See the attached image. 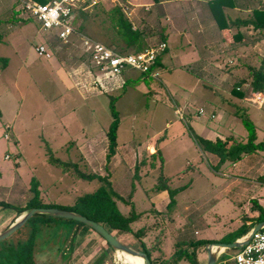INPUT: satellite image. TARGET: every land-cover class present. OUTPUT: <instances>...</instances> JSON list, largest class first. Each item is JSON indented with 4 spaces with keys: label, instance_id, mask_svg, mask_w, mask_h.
<instances>
[{
    "label": "rangeland",
    "instance_id": "rangeland-1",
    "mask_svg": "<svg viewBox=\"0 0 264 264\" xmlns=\"http://www.w3.org/2000/svg\"><path fill=\"white\" fill-rule=\"evenodd\" d=\"M13 2L14 0H0V57L6 60L5 66L0 68V200L22 207L31 196L29 182L34 179L39 195L47 205L67 207L76 197L90 193L97 187L95 179L79 178V173L104 176L109 179L112 189L119 196L133 204L131 209L129 205L118 202L122 213L136 214V220L130 224L131 232L115 233L114 236L137 248L143 244L149 249L154 261L166 260L179 248L175 243L186 240L177 237L178 233L173 226L176 217L170 216L169 180L175 179L176 173L186 168V163L195 164L200 159L192 136L200 137L197 123L190 121L188 124L185 116L181 119L172 105H178L189 94L197 97L194 104L196 100L203 101L201 94H205L206 90L197 86L191 91L193 79L188 76L180 80L186 87V90H182L180 87L170 86L169 80L164 81L162 73H159L157 80L141 76L133 70L127 72L123 79L137 78V83H127L117 90H109L116 85L114 82L101 84L103 86L93 84L91 73L88 69L85 70V61L77 57L75 40L71 38L74 43L57 40L52 31L42 29L35 19H26V13L22 10L14 11L16 5ZM140 3L143 5L133 4L126 8L122 4L121 11L132 28L142 33L144 44L154 45L161 41L160 26L153 14H148V4ZM113 7L115 6L107 1L87 7L88 16L82 22L80 31L115 49H123V43L110 28L109 18ZM38 44L49 47L52 51L49 58L36 55L34 47ZM257 53L262 52L257 50ZM67 73L71 76L69 80L75 77L72 88L69 87ZM85 74L87 78H83ZM147 78L151 81L146 82ZM146 83L157 85L159 99ZM222 86L226 88V83ZM75 87L86 93H79ZM110 96L116 97L114 107L118 119L117 142L133 144L149 140L154 148L156 143L163 162L157 156L150 157L145 152L135 156L132 152H124L117 147L115 150L116 153L119 152L118 156H113L114 151L106 159L107 141L102 130L105 131L112 119L107 104ZM260 101L257 95L252 96L253 104ZM204 107L207 108V105ZM251 119L253 127L264 124V117L260 114L253 116L251 113ZM231 122L228 128L234 134L244 132L240 119L234 118ZM201 160L202 164L198 167L203 171L204 177L189 178L188 180L193 179L191 186L177 198L193 201V208L204 216L207 215L210 230L202 227L199 236L210 235L214 241L219 242L236 224L252 221L253 218L241 213L240 216L238 214L236 223H233V220H226L231 217L229 212L214 215V211L221 205L217 202V205L211 206L213 200L210 202L208 195L216 192L218 183L212 179L211 184L216 186L209 185L208 189L205 180L211 173L203 157ZM183 172L187 173L186 169ZM214 177L219 179L218 176ZM183 179H186V175ZM163 186L167 189H162ZM262 194L264 189L258 195ZM261 205L264 209V199ZM184 214L187 215L183 212L182 217ZM11 217L12 211L0 209V231L10 224ZM51 218L45 221L42 231L36 235V249L47 250L52 259L41 253L38 257L40 262L128 264L117 256L120 251H112L99 235L87 229L84 224L80 227L86 230L76 228L68 245L69 229L76 222L66 223L63 218ZM35 221H40L39 216L35 217ZM139 229L145 232L141 244L130 235ZM190 234L193 236V229H190ZM60 250L62 251L58 253ZM187 250L190 254L194 249L187 247ZM236 250H221L215 264L230 260ZM194 251L197 264H204L205 250L196 247ZM179 264L189 263L181 260ZM228 264L232 262L228 261Z\"/></svg>",
    "mask_w": 264,
    "mask_h": 264
},
{
    "label": "crops",
    "instance_id": "crops-1",
    "mask_svg": "<svg viewBox=\"0 0 264 264\" xmlns=\"http://www.w3.org/2000/svg\"><path fill=\"white\" fill-rule=\"evenodd\" d=\"M209 1L211 0H142L129 1L124 7L133 4L135 6L143 5L140 2L147 3L148 14L152 13L157 20V25L160 26L159 36L161 41L165 42L166 48L159 56L160 68L156 69L157 80L159 73H162L164 81L169 80L170 86L186 90L180 80L188 76L193 79L191 91H194L197 86L206 90L205 94H201L203 101L196 100V105L193 101L197 97L192 94H189L187 99L180 101L178 105L173 104V108H176L175 113L181 115V119L185 116L188 124L190 121L197 123L196 127L201 138L212 142L218 139L224 143L225 149H229L234 141L245 143L247 139L245 130L242 134H234L228 128L232 124V119H239L235 116L236 112H244L251 122V113L253 116L257 113L264 117V94L252 92L249 89L246 75V65L256 64L257 59L264 54V29L253 28L250 23H247L254 8H264V0H232L231 5L222 7L225 16L224 22L228 24L227 29L217 26L209 10ZM74 46L78 53L77 57L84 62L79 54L80 49L76 40ZM257 50H261L262 53H257ZM87 69L86 64L85 70ZM138 74L148 77L141 73ZM86 76L87 74L83 78ZM70 77V74L67 73L68 80ZM73 78L69 80L70 88L74 87L72 82L75 77L73 76ZM122 80V75L116 80H111L116 85L109 90H117ZM145 80L146 82L151 81L149 78ZM63 82L65 81L63 80ZM224 82L226 88L231 82L227 89L222 86ZM147 85L152 87L155 92L153 95L159 99L157 85L152 83ZM75 88L79 93L83 91L79 87ZM85 93L83 91V94ZM255 95L261 99L258 104L251 102L252 96ZM204 105H207V108ZM254 132V143L260 145V148L241 153L238 159L223 161L220 164L217 163L218 157L215 154L201 150L195 144L200 153V159L195 164L186 163L185 169L188 174L184 173L185 169H183L176 173L175 179L169 180L168 187L173 192L172 202L169 204L171 207L170 216L176 217V223H173V226L175 232L178 233V238L213 240L210 235L199 236L202 227L205 230H210L206 220L207 215L204 216L203 213L197 212L193 208V201L177 198L188 186H191L193 179L188 180L189 178L204 177L203 171L198 167L199 164H202L201 157L204 158L205 165L211 173L210 177L205 180L208 189L210 186H216L214 183L211 184L212 179L218 183L216 192L208 195V200L210 202L213 200L211 206L217 202L221 205L217 211H214L217 214L213 212L214 215L220 216L229 212L231 217L226 220L229 222L233 220V223H236L238 214L240 216L241 213H244L247 217L253 218L252 221H245L248 225L256 223L258 215L254 210L256 206H260L264 214L261 205L264 194L258 195L260 190L264 189L262 188L264 186V124L261 127L255 126ZM102 133L105 134V131L102 130ZM126 143H119L116 139L117 149L132 152L135 156H139L140 152L150 155L154 151V146L149 140L142 143ZM118 153L115 150L113 156L117 157ZM160 154L163 159L161 151ZM185 175L186 179L184 180ZM214 176H218L219 179ZM189 207L192 209L190 210ZM183 212H186L187 215L184 214L182 217ZM190 212L191 214H188ZM240 224H236V227L227 232L236 229ZM190 229H193V236L190 234ZM171 240L173 239L171 238Z\"/></svg>",
    "mask_w": 264,
    "mask_h": 264
},
{
    "label": "trees",
    "instance_id": "trees-1",
    "mask_svg": "<svg viewBox=\"0 0 264 264\" xmlns=\"http://www.w3.org/2000/svg\"><path fill=\"white\" fill-rule=\"evenodd\" d=\"M40 3H45L48 0H35ZM232 4V0H211L208 2L209 10L212 17L214 18L217 26L219 28H226L227 23L224 22L225 16L222 11V7ZM99 5V4H96ZM95 6V5H92ZM112 8V15L109 18L110 28L114 31L117 37L123 43V49H115L116 52L120 54L135 53L143 50L146 45L144 44L142 33L132 28L128 20L123 16L122 9L119 6L114 5ZM89 7L85 4H80L76 9L75 13L71 19V25L73 29L80 31L82 28V22L87 18L88 13L86 8ZM253 28L264 29V8H254L251 13V17L247 20ZM81 32V31H80ZM49 48V47H48ZM165 50V49H164ZM162 54V53H161ZM159 56L157 55L153 64L149 66L148 71L152 69H159L160 62ZM6 64L5 58L0 57V68H3ZM131 71L124 70L122 72V77ZM246 75H247V86L252 92H259L264 94V54L257 59L256 64L246 65ZM143 76V75H141ZM139 80H133L126 78L122 80L120 87L127 83H137ZM119 87V88H120ZM116 97L110 96L107 102L109 113L111 116V121L105 130V138L107 141V151L105 154L106 159H109L111 155L114 154L116 147V128H117V111L114 107ZM236 117H238L247 133V139L245 143H240L234 141L229 149H225L224 143L216 139L215 141H210L203 139L196 135H192L196 145L201 150L208 151L215 154L218 157V164L223 161H233L240 157L241 153L252 151L255 148H260V145L254 143V127L252 122L248 119L247 115L240 111L236 112ZM1 117V113H0ZM158 157L159 161L162 162V157L158 148L155 144L154 151L150 154V157ZM56 161V160H55ZM61 164V163H58ZM79 178L84 179H95L97 181V187L90 193H85L76 197L73 202L67 207H59L60 209L71 210L79 213L85 218L92 220L101 224L109 233L113 236L115 233L124 234L131 232L130 224L136 220V214L131 212L129 215H124L118 206V202L129 205L133 208V204L130 201L124 200L119 196L111 187L109 179L95 174L84 175L79 173ZM29 191L31 196L28 197L21 207L16 204L8 203L0 200V209H9L12 211V217L9 223H11L20 213L31 207H53L47 205V202L39 195L37 190V182L31 179L29 182ZM162 185L159 187L161 188ZM162 189H167L162 187ZM169 193V204L172 202V190H168ZM57 208V207H56ZM258 215L256 222L264 220V214L260 206H256ZM39 216L40 221H35V217ZM52 219L50 216L43 214H34L29 219L26 220L19 228H17L13 233L7 236L5 239L0 241V264H51V261L40 262L39 255L44 253L48 256L47 250L39 251L36 249V235L42 231L45 225V221ZM66 223L72 221L74 224L76 221L71 219H64ZM78 226H75L77 225ZM253 223L246 225V223L240 224L236 229L228 232L223 236L219 242H231L236 238L243 236L252 226ZM80 223L76 222L74 227L69 229L70 239L68 240V245L74 235L76 228H81ZM87 227V226H86ZM82 230L86 228L82 227ZM87 229H90L87 227ZM91 230V229H90ZM133 238L142 243V238L145 235L144 230H136L130 234ZM115 237V236H114ZM39 241V240H37ZM104 241V240H103ZM105 242V241H104ZM216 241L211 239H186L183 242H177L175 245H179V248L171 254L166 260L157 259L154 261L150 257V251L148 248L144 247L143 244L139 245V248L146 254L150 264H179L180 261H187L189 264H197L195 259V248L202 247L204 250V245L206 243H214ZM106 244V242H105ZM184 244V245H183ZM107 245V244H106ZM108 247V245H107ZM187 247H191L189 254ZM67 249V248H66ZM60 250L58 253H60ZM56 253V254H58ZM55 255V254H54ZM51 258L50 256H48ZM52 259V258H51ZM226 260L223 262H218L217 264H228ZM227 262V263H225ZM232 262V261H231ZM232 264H234L232 262Z\"/></svg>",
    "mask_w": 264,
    "mask_h": 264
},
{
    "label": "built area",
    "instance_id": "built-area-1",
    "mask_svg": "<svg viewBox=\"0 0 264 264\" xmlns=\"http://www.w3.org/2000/svg\"><path fill=\"white\" fill-rule=\"evenodd\" d=\"M109 2L113 5L123 7L128 0H48L40 3L35 0H14V11L22 10L26 13V19H35L42 29L52 31L55 38L64 43L76 40L80 49L79 54L88 65L93 84H109L120 77L124 70L147 75L157 79V70L148 71L157 55L166 48L164 41L146 46L143 50L135 53L120 54L108 45L90 38L89 36L73 29L71 19L75 9L80 4L92 6ZM125 8V7H123ZM19 17V13H17ZM72 38V39H71ZM37 56L49 58L52 51L44 44L34 47ZM107 87V86H106ZM234 264H264V227L252 233L248 242L237 248L234 255L230 257Z\"/></svg>",
    "mask_w": 264,
    "mask_h": 264
},
{
    "label": "water",
    "instance_id": "water-1",
    "mask_svg": "<svg viewBox=\"0 0 264 264\" xmlns=\"http://www.w3.org/2000/svg\"><path fill=\"white\" fill-rule=\"evenodd\" d=\"M34 214H43L50 217L71 219L80 224H84L92 231H94L97 235H99L112 251L118 250L120 252L139 257L142 260V264H150L146 254L143 251L139 250L133 244H126L119 241L101 224L89 220L77 212L56 207H31L26 209L25 211L20 213L8 226L0 231V241L13 233ZM262 227H264V220L256 222L255 224H253V226H251V228L248 230V232H246L245 235L236 238L231 242L206 243L204 245L206 254V261L204 264H215L220 251L223 249H237L245 245L251 237L252 233L256 230L261 229Z\"/></svg>",
    "mask_w": 264,
    "mask_h": 264
},
{
    "label": "bare ground",
    "instance_id": "bare-ground-1",
    "mask_svg": "<svg viewBox=\"0 0 264 264\" xmlns=\"http://www.w3.org/2000/svg\"><path fill=\"white\" fill-rule=\"evenodd\" d=\"M117 256L118 257H122V259L125 262H127L128 264H134L135 263V259H136V263L135 264H142V260L139 257L133 256V255H130V254H127V253L118 252Z\"/></svg>",
    "mask_w": 264,
    "mask_h": 264
},
{
    "label": "flooded vegetation",
    "instance_id": "flooded-vegetation-1",
    "mask_svg": "<svg viewBox=\"0 0 264 264\" xmlns=\"http://www.w3.org/2000/svg\"><path fill=\"white\" fill-rule=\"evenodd\" d=\"M139 250H141L140 248H138ZM142 251V250H141Z\"/></svg>",
    "mask_w": 264,
    "mask_h": 264
}]
</instances>
